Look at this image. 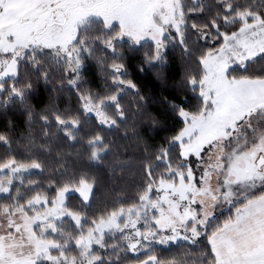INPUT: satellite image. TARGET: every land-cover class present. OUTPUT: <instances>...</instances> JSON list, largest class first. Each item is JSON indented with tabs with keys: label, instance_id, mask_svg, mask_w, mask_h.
<instances>
[{
	"label": "snow or ice",
	"instance_id": "snow-or-ice-1",
	"mask_svg": "<svg viewBox=\"0 0 264 264\" xmlns=\"http://www.w3.org/2000/svg\"><path fill=\"white\" fill-rule=\"evenodd\" d=\"M0 264H264V0H0Z\"/></svg>",
	"mask_w": 264,
	"mask_h": 264
}]
</instances>
